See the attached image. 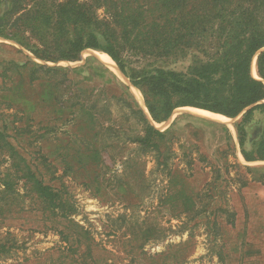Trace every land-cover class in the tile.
I'll use <instances>...</instances> for the list:
<instances>
[{
	"label": "trees",
	"instance_id": "16d2710c",
	"mask_svg": "<svg viewBox=\"0 0 264 264\" xmlns=\"http://www.w3.org/2000/svg\"><path fill=\"white\" fill-rule=\"evenodd\" d=\"M0 36L15 40L45 62L78 61L87 48L107 53L141 90L150 115L134 100L129 87L104 66L99 65L100 73L106 74L113 87L93 95L85 85L98 72L92 69L91 59L74 68L50 66L29 57L22 63L0 59V116L2 107L13 108L29 114L25 125L30 126H20L9 116L0 117V155L8 153L12 161L7 172L0 174L2 220L27 209L66 215L72 207L71 197L62 183L49 175L56 169L58 157L64 173L97 192L102 188L101 172L94 167L106 163L102 151H107L114 162L125 158L131 165L135 157L123 155V145L136 144L134 149L152 153L159 165L168 166L175 154L172 145L179 121L190 116L182 114L165 130L155 127L150 117L161 123L180 107L205 109L230 118L247 109L235 124L240 152L247 162L264 161V124L254 122L256 111L264 113V50L257 59L262 79L251 71L253 57L264 48V0H0ZM136 46L153 61L141 69L129 70L123 51ZM179 64L184 68L179 69ZM44 82L46 90L41 100L53 120L60 118L64 125L70 124L68 137L52 135L56 126L49 123L39 128L33 125L40 122L33 115L37 109L24 90ZM20 86L23 89L19 90ZM36 99L34 94L32 100ZM222 128L226 148L218 151L221 158L216 155L217 165L209 166L213 180L200 191L189 192L186 182L193 171L185 173L171 167L165 198L176 216H190L182 223L183 228L198 217L213 241L223 239L224 225L235 226V212L225 209L222 195L230 183H264V179L253 175L251 179L244 174L233 180L228 177L232 166L249 171L253 167L238 161L233 136L227 126ZM46 144L57 147L53 161L46 152L35 149L36 145ZM194 152L184 153L190 166L196 160ZM230 157L236 163H231ZM198 158L208 159L204 153ZM123 173L115 176L127 180V187L118 185L126 192L133 173ZM18 179L23 180L24 193L16 188ZM102 180H108L105 174ZM27 197L32 203H26ZM205 197L211 199L209 206L203 204ZM3 240L0 264L14 248L11 233ZM243 252L249 256L254 250L246 247Z\"/></svg>",
	"mask_w": 264,
	"mask_h": 264
},
{
	"label": "rangeland",
	"instance_id": "374dc122",
	"mask_svg": "<svg viewBox=\"0 0 264 264\" xmlns=\"http://www.w3.org/2000/svg\"><path fill=\"white\" fill-rule=\"evenodd\" d=\"M98 11L99 14L104 15L103 9ZM0 45L5 46H0V59H12L20 63L29 57L38 63L50 66L74 68L86 64L91 59L92 69L95 68L98 72L97 75H94V80L85 81V85L93 95H97L100 89L109 90V87L111 89L113 87L108 83L109 81L107 82L106 74L103 76L100 73L99 67L104 66L129 87L134 100L149 115L141 90L121 71L115 61L116 68L107 65L97 53L105 52L87 48L82 51L78 61L62 60L54 63L36 58L15 40L0 36ZM13 47L20 49L21 52H16ZM262 50L264 48L253 57L251 64L252 74L260 79L262 78L257 71V59ZM123 57L129 70L141 69L153 61L152 58L142 55L139 46L138 48L136 46L125 49ZM178 68L184 67L179 64ZM44 75L49 76L48 74ZM44 85L45 82L42 86L35 84L24 90L27 98L33 103V107L37 109L33 115L37 118L36 121L40 122L37 124L33 122V125H37L39 128L45 127L44 125L49 123L51 126H56L52 135L68 137L70 124L64 125L59 120V115L58 119L53 120L54 116L43 104L44 99L41 100V95H45L43 92L46 90V85ZM18 89L21 90L23 87L20 86ZM34 94L37 96L36 100H32ZM27 106L30 107V105ZM112 107L114 110L117 109L115 105ZM188 107L191 106L175 109L171 117L161 123L155 122L150 117L155 127L165 130L170 128L182 114L190 116L188 119L185 117L179 121L178 132L172 145L175 154L169 159L168 166L159 165L152 153H145V151L141 153L138 148L134 149L136 144L123 145V155L135 157L131 165L125 162V158L122 160L119 158L114 162L107 151H102L106 163L104 165L99 163L94 167L98 173L101 172L102 183L100 186L102 188L97 192L96 189L94 191L85 186L80 179L76 180L64 173L59 162L61 158L58 157L57 167L52 169L49 175L54 177L58 184L62 183L71 197L70 205L72 207L66 210V215L27 209L16 213L9 219H0V243L4 241L8 232L11 233L14 242V248L9 252V258L1 263L264 264V183L250 181L247 186H240L237 184L238 180H233V178L238 179L240 174H244L250 179L252 175L264 179V161L247 162L240 152L235 124L247 109L237 117H228L226 121H219L197 114ZM1 116L15 119L20 126L25 125L29 118V114L18 112L13 108L4 109V107H2ZM202 120L215 122L219 125L211 126ZM254 122L264 124V113L256 111ZM222 125L227 126L233 136L238 161L243 165L253 167V171L236 166L229 168L230 174L227 175L233 181L222 195L226 202L225 209L235 212V226L224 225L223 239L218 238L213 241L198 217L189 221L188 228H183L182 223L188 221L190 216L187 213H182L180 217L176 216L165 203V198L170 184L168 171L171 167L182 169L185 173L193 171V176L186 182V189L189 192L200 191L209 181L213 180L214 175H212L209 166L217 165L215 163L217 162L216 155L221 158V153L218 151L226 148V132ZM27 126L30 127L25 125V127ZM47 144L44 147L36 145L35 149L40 153L46 152L51 156L49 159L53 161L57 157V147L54 144L51 146ZM192 150L195 151L192 155L196 157V160L194 165L190 166L184 153H189ZM202 153L207 155V160H199L198 157ZM7 154L0 155V174L2 175L12 164V161L8 160ZM235 160L230 157L231 163H236ZM124 170L127 173L137 171L135 174L133 173L132 185L127 188L126 192L122 191V188L119 189L118 185L127 187V180L115 176L123 175ZM18 174H24V171H18ZM104 174L108 179L105 182L102 180ZM17 182L16 188L24 193L23 180L18 179ZM208 200L211 199L205 197L203 204H207ZM25 201L32 203L30 197H27ZM213 205L215 206V202ZM223 222H227V220L224 219ZM61 230L63 232H60ZM64 236H68L69 239ZM223 243L224 246H222ZM246 247L253 249V254L244 256L243 251Z\"/></svg>",
	"mask_w": 264,
	"mask_h": 264
},
{
	"label": "bare ground",
	"instance_id": "6f19581e",
	"mask_svg": "<svg viewBox=\"0 0 264 264\" xmlns=\"http://www.w3.org/2000/svg\"><path fill=\"white\" fill-rule=\"evenodd\" d=\"M97 53L100 56V58L107 65L115 67V68L117 67V65L114 62V60L107 53H100V52H97ZM137 93H138V91H137ZM188 108L191 109L192 111H194L195 113L200 114V115H202L204 117H210L212 119H216V120H219V121H226L228 119V117H226V116H224L222 114H219V113H214V112H211V111H207V110H204V109L193 108V107H188Z\"/></svg>",
	"mask_w": 264,
	"mask_h": 264
},
{
	"label": "water",
	"instance_id": "95a60500",
	"mask_svg": "<svg viewBox=\"0 0 264 264\" xmlns=\"http://www.w3.org/2000/svg\"><path fill=\"white\" fill-rule=\"evenodd\" d=\"M147 109V108H146ZM148 111V110H147Z\"/></svg>",
	"mask_w": 264,
	"mask_h": 264
}]
</instances>
